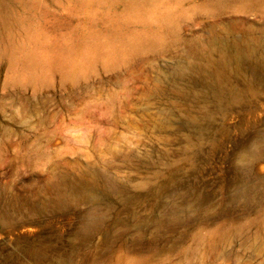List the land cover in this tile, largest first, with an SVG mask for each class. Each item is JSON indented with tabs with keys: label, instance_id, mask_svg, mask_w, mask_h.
<instances>
[{
	"label": "rangeland",
	"instance_id": "rangeland-1",
	"mask_svg": "<svg viewBox=\"0 0 264 264\" xmlns=\"http://www.w3.org/2000/svg\"><path fill=\"white\" fill-rule=\"evenodd\" d=\"M250 31L264 0H0V264H264V92L191 130L174 91Z\"/></svg>",
	"mask_w": 264,
	"mask_h": 264
},
{
	"label": "bare ground",
	"instance_id": "bare-ground-1",
	"mask_svg": "<svg viewBox=\"0 0 264 264\" xmlns=\"http://www.w3.org/2000/svg\"><path fill=\"white\" fill-rule=\"evenodd\" d=\"M260 39L255 31H250L229 39L213 36L198 45L195 50L197 59L191 60L187 68L196 73L200 80L199 86L190 91L185 86L174 85V91L184 98L190 99V92L193 93L195 106L189 114L195 115L190 117L191 130L201 118L212 121L217 114H229L230 106L243 104L263 95L264 91L254 74L245 70V64L250 63L264 71V49ZM179 71L173 75V79L180 75ZM200 132L197 130V133ZM259 139L256 140L258 142L253 141L255 149L260 147L258 144L263 145L264 140L259 143ZM250 156L243 154L240 159L248 162L253 155ZM79 190L96 201L101 193H108L109 188L99 175L94 174L80 181L79 185H56L53 194L43 205L60 206L73 201ZM0 219H4L1 213Z\"/></svg>",
	"mask_w": 264,
	"mask_h": 264
}]
</instances>
